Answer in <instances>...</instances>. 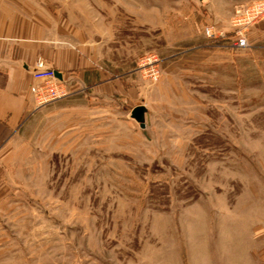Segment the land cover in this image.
Segmentation results:
<instances>
[{
  "label": "rangeland",
  "instance_id": "obj_1",
  "mask_svg": "<svg viewBox=\"0 0 264 264\" xmlns=\"http://www.w3.org/2000/svg\"><path fill=\"white\" fill-rule=\"evenodd\" d=\"M263 2L21 1L122 96L33 103L0 151V264H264V13L230 45Z\"/></svg>",
  "mask_w": 264,
  "mask_h": 264
},
{
  "label": "crops",
  "instance_id": "obj_2",
  "mask_svg": "<svg viewBox=\"0 0 264 264\" xmlns=\"http://www.w3.org/2000/svg\"><path fill=\"white\" fill-rule=\"evenodd\" d=\"M21 1L26 0H0V151L15 137L33 108L29 86L38 58L47 61L65 87L79 96H122L111 88L90 91L89 84L96 85L93 78L97 75L93 56L52 36L50 27L37 21Z\"/></svg>",
  "mask_w": 264,
  "mask_h": 264
},
{
  "label": "built area",
  "instance_id": "obj_3",
  "mask_svg": "<svg viewBox=\"0 0 264 264\" xmlns=\"http://www.w3.org/2000/svg\"><path fill=\"white\" fill-rule=\"evenodd\" d=\"M263 13L264 2L253 4L249 7H237L230 23V26L233 29L231 31L232 37L230 39V45L235 48L248 47L245 31L247 27L256 22ZM203 32L209 39L225 38V33L223 31L215 29L210 24L203 28ZM155 60V58L149 57L146 61L148 63H152L155 62ZM150 70L148 75L151 78H155V70ZM55 73V70L43 59H37L35 61L29 91L32 96L33 103L37 106L51 103L68 95L67 88L58 79Z\"/></svg>",
  "mask_w": 264,
  "mask_h": 264
},
{
  "label": "water",
  "instance_id": "obj_4",
  "mask_svg": "<svg viewBox=\"0 0 264 264\" xmlns=\"http://www.w3.org/2000/svg\"><path fill=\"white\" fill-rule=\"evenodd\" d=\"M58 76V73H55ZM146 113V108L142 105L135 106L130 111V117L140 124L141 127L144 126V116Z\"/></svg>",
  "mask_w": 264,
  "mask_h": 264
}]
</instances>
